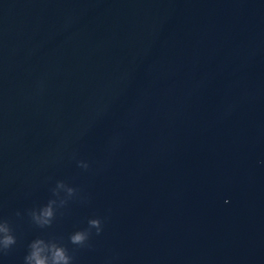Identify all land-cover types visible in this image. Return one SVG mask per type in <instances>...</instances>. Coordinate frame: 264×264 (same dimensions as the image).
Returning a JSON list of instances; mask_svg holds the SVG:
<instances>
[{"label":"water","instance_id":"95a60500","mask_svg":"<svg viewBox=\"0 0 264 264\" xmlns=\"http://www.w3.org/2000/svg\"><path fill=\"white\" fill-rule=\"evenodd\" d=\"M2 222L0 264H264V0H0Z\"/></svg>","mask_w":264,"mask_h":264},{"label":"clouds","instance_id":"9594fccd","mask_svg":"<svg viewBox=\"0 0 264 264\" xmlns=\"http://www.w3.org/2000/svg\"><path fill=\"white\" fill-rule=\"evenodd\" d=\"M64 187L63 184L59 185ZM69 194L73 189H68ZM56 202L50 201L47 206L42 208L39 213H33V219L41 227L50 225L55 215L53 205ZM89 228L97 229V233L101 231V221L92 219L89 221ZM89 231H77L70 236V242L74 245H84L89 238ZM17 243L15 235L7 222L0 223V248L10 249ZM73 257L68 254L65 247L55 241H46L42 238H37L29 244V252L25 257V264H72Z\"/></svg>","mask_w":264,"mask_h":264}]
</instances>
